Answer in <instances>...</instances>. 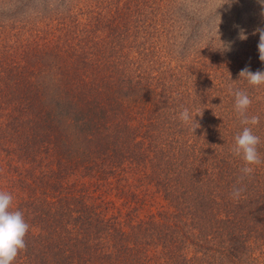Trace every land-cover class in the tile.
<instances>
[{"label": "trees", "instance_id": "1", "mask_svg": "<svg viewBox=\"0 0 264 264\" xmlns=\"http://www.w3.org/2000/svg\"><path fill=\"white\" fill-rule=\"evenodd\" d=\"M258 28L261 0H0V191L30 226L14 264H264V163L237 184L229 92L264 160V86L239 77L264 71Z\"/></svg>", "mask_w": 264, "mask_h": 264}, {"label": "clouds", "instance_id": "2", "mask_svg": "<svg viewBox=\"0 0 264 264\" xmlns=\"http://www.w3.org/2000/svg\"><path fill=\"white\" fill-rule=\"evenodd\" d=\"M231 2V0H230ZM259 33L258 52L259 59L264 63V29L258 28ZM256 34V33H253ZM220 37V36H219ZM241 41L247 40L248 36L241 30L239 34ZM221 41V40H220ZM224 50H228L230 45L221 41ZM240 79L247 81L253 88L264 86V71L252 72L248 67L242 69L239 73ZM239 79V80H240ZM230 94L234 96V110L244 125L243 130L234 137V144L231 152L234 156L240 157L244 166L241 168V177L237 184H240L244 178H251L255 171V166L264 163L258 151L261 143L260 137L253 133V127L260 122L258 115H249L248 110L251 107L252 100L243 90L229 89ZM203 114V113H202ZM190 112L188 108H183L179 114V120L185 125H193V131L199 127L196 121L197 116ZM244 189L242 187H233L231 196L234 200H239ZM13 196L0 191V264H14L21 251L26 249L25 237L29 231V224L24 219V214L20 210L12 209Z\"/></svg>", "mask_w": 264, "mask_h": 264}, {"label": "rangeland", "instance_id": "3", "mask_svg": "<svg viewBox=\"0 0 264 264\" xmlns=\"http://www.w3.org/2000/svg\"><path fill=\"white\" fill-rule=\"evenodd\" d=\"M262 2L264 3V0H261V3H262ZM254 5H255V4H254ZM254 7H255V6H254ZM256 11H258V12H259V10H257V9H256ZM259 13H260V12H259Z\"/></svg>", "mask_w": 264, "mask_h": 264}]
</instances>
